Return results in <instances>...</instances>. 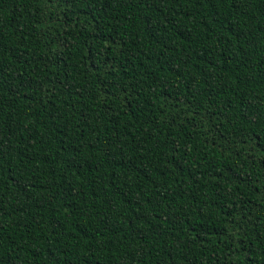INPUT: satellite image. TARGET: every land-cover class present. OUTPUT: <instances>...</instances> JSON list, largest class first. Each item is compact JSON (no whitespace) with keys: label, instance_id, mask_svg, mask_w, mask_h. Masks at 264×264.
Segmentation results:
<instances>
[{"label":"trees","instance_id":"trees-1","mask_svg":"<svg viewBox=\"0 0 264 264\" xmlns=\"http://www.w3.org/2000/svg\"><path fill=\"white\" fill-rule=\"evenodd\" d=\"M0 264H264V0H0Z\"/></svg>","mask_w":264,"mask_h":264}]
</instances>
